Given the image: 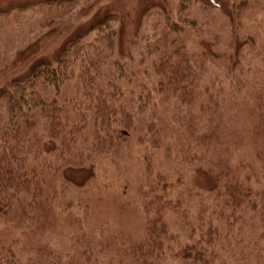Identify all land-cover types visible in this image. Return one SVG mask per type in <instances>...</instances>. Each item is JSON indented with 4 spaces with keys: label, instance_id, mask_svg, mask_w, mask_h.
<instances>
[{
    "label": "trees",
    "instance_id": "16d2710c",
    "mask_svg": "<svg viewBox=\"0 0 264 264\" xmlns=\"http://www.w3.org/2000/svg\"><path fill=\"white\" fill-rule=\"evenodd\" d=\"M187 4L179 3L175 19L164 4L152 8L160 25L152 27L150 35L141 25L124 35V22L132 20L124 7L95 14L81 32L69 36L55 57L39 60L28 72L3 82L0 264H167V253L184 261L180 264H212L220 257L215 246L229 252L245 241L262 239L264 114L251 121L252 129L243 140L235 141L242 158L234 164L227 158L198 160L188 153L223 136L224 118L215 112L216 99L227 85L242 89L237 85L241 72L235 69L238 53L244 45L251 48L253 41L248 33L251 24L241 19L264 13V0L220 9L229 21L224 24L229 46L225 58L236 64L230 73L227 70L230 82L213 78L204 91L198 82L219 48L200 44L198 30L191 31L195 21L180 17ZM3 56L0 53L1 73L6 64ZM200 89L206 98L197 104L187 126L199 125L200 130L203 124L204 130L190 133L193 141L178 139L182 143L177 144L174 159L180 168L198 164V169L211 173L216 185L207 194L216 198L210 212L187 228L177 251L168 252L166 242H178V233L165 214L185 198L157 181L154 150H167L169 142L175 144L172 135L181 131L159 119L158 97L169 95L181 106L193 103ZM130 141L135 144L136 173L149 183L132 209L135 227L122 221L129 215L121 214L127 207L125 198L120 203L108 200V209L102 211L104 200L87 189L93 175L85 174L89 176L78 181L70 174L76 169L91 171L102 159L123 168L133 156ZM192 185L186 188L192 190ZM102 186L106 191L112 188ZM260 250L255 245L253 253Z\"/></svg>",
    "mask_w": 264,
    "mask_h": 264
},
{
    "label": "rangeland",
    "instance_id": "374dc122",
    "mask_svg": "<svg viewBox=\"0 0 264 264\" xmlns=\"http://www.w3.org/2000/svg\"><path fill=\"white\" fill-rule=\"evenodd\" d=\"M182 1L188 4L182 9V16L180 17L195 21L196 27H191V31L197 32L198 30L197 35H200L196 38H201L203 41L200 44H213L219 48V51L216 49L213 54L215 56H213V62H210L208 69L202 73L198 82L200 83L199 88L204 91L212 85L213 78H219L223 83L230 82L227 70L230 73V69H234L236 63L232 65L225 58L229 46L224 40L226 31L224 24L229 21L221 16L220 9L224 6L228 10L233 5L241 7L244 4L252 5L257 0H61L60 3L53 0H0V53L6 59L4 72H0V87L4 86L3 82L7 79L22 75L24 71L28 72L30 66L35 62L50 59L52 56L55 57L64 43L71 39L69 36L76 31L81 32L84 23L95 14H101L111 8H121L123 10L124 7L125 10L130 11V18H132L131 23L124 22V28L127 26L123 29L124 35H129L133 31L132 29L139 25H141L143 33H149L150 35L152 27L156 24L160 25L159 20L156 21L160 16L155 14L152 8L164 4L169 14L171 13V16L175 19L179 9L178 5ZM174 13L175 16H173ZM241 21L251 24L248 33L249 40L253 41L251 48L249 45H244L242 51L238 53L240 59L235 69L241 72V77H239L241 82L237 85H240L242 89L239 91L227 85L223 88L222 94L217 97L214 109H216L215 112L223 113L224 129L221 130L223 136L213 138L209 142H205L206 144L203 146L198 145L188 153H193L198 160L227 158L231 164L240 160L242 154L235 147V141L240 138L243 140L252 129L251 121L264 114V13L257 11L252 17L245 15ZM185 24L186 31H190L191 28L189 29L186 21ZM77 27L79 28L76 30ZM210 39L214 40L209 41ZM260 86L262 87L261 91L258 89ZM201 89L194 96L193 103L181 106L169 95L163 94L158 97V100H161V105L158 107L159 119L165 123L175 124L182 132L178 136L172 135L175 144L169 142L167 150H154L157 181L165 182L169 188L172 187L176 191L174 195L181 194L185 198L184 203L179 207L173 206L174 208L165 214V220L170 228L178 233V242H166L168 252L170 250L177 251L179 245L184 243L181 241H183L182 237L187 228L196 221L202 220L206 216L205 214L210 212L211 207L209 205L216 198L214 193L207 194L216 185V180H211L209 177L211 173L208 174L201 168L198 169L199 165L197 163L196 166L187 164L186 168H180V165L174 159L177 144L182 143L178 139L184 142L193 141L190 133L193 132L192 135L195 132L200 134L204 130L202 123L200 130L197 129L199 125H196L195 129L187 126L188 121L195 115L197 104L204 102L206 98ZM2 114L0 105V116ZM171 117L173 121L170 120ZM174 118L178 119V122ZM129 145L133 156L127 158L126 165L123 168H119L116 163L111 164L109 161L102 159L91 167V171L76 169L70 171V174L78 181L89 176L85 174L93 175L87 189L94 198L104 200L103 207H100L101 205L97 203L102 211L108 209V200L114 199L120 203L119 199L121 197L125 198L123 202H126L125 206L127 207L122 211L119 209V211H121V214L127 212L129 215L126 218L123 217L122 221L129 222L130 227H135V212H132V209H135V203L139 200V193L141 191L145 192L148 187L146 184L149 185V183L136 173L135 144L132 145V141H130ZM103 183L104 185H110L112 188L106 191V188L102 186ZM176 183L180 186H177ZM191 185L192 190L186 188ZM189 196H191L190 200L187 198ZM260 227L259 231L262 233V239L257 243L245 241L244 245L239 244V246L230 249L229 252L225 248L221 250L220 246H215V250L220 257H216L211 263L264 264V226L260 225ZM248 234L249 239H251V234ZM255 245L261 246V250L257 255L253 253ZM240 248L242 251L239 253L238 249ZM167 257V264L184 262L176 258H170L169 253H167Z\"/></svg>",
    "mask_w": 264,
    "mask_h": 264
}]
</instances>
